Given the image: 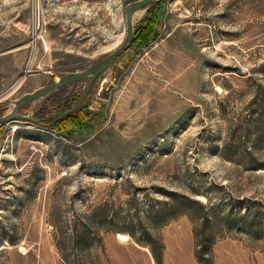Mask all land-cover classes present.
<instances>
[{"label":"rangeland","instance_id":"1","mask_svg":"<svg viewBox=\"0 0 264 264\" xmlns=\"http://www.w3.org/2000/svg\"><path fill=\"white\" fill-rule=\"evenodd\" d=\"M133 1L0 0V32L26 30L30 74L49 73L2 88L0 116L115 50ZM157 10L156 39L102 73L79 113L57 114L90 79L23 105L37 123L0 125V264H264V0ZM174 195L186 213L155 228L149 209Z\"/></svg>","mask_w":264,"mask_h":264},{"label":"water","instance_id":"2","mask_svg":"<svg viewBox=\"0 0 264 264\" xmlns=\"http://www.w3.org/2000/svg\"><path fill=\"white\" fill-rule=\"evenodd\" d=\"M155 1H162V0H136L125 7L124 15L126 17V24H125V39L122 46L111 52L109 55L105 56L102 59L96 60V63L91 65L90 67L83 69L81 71L75 72H68L65 75L61 76L58 80L52 82L48 86L37 88L35 91L24 94L21 96L20 99L14 101L13 110L5 115L0 116V125L7 124V122L15 121V120H26L32 123H37L38 119L36 120L31 115H24L20 113V108L28 103L35 102L39 99L45 100L49 97L53 92L65 87L67 84L71 83H78L82 80L90 79V82L83 94L82 98L78 101L73 108L68 109L66 112H59L57 113L59 118L67 117V115L77 112L79 109L82 108L83 103L86 101L90 89L96 80L100 77L102 73H104L113 63L117 61V59L123 55V53L128 49L129 44L134 38L135 34V14L139 12V10H143L153 4Z\"/></svg>","mask_w":264,"mask_h":264},{"label":"trees","instance_id":"3","mask_svg":"<svg viewBox=\"0 0 264 264\" xmlns=\"http://www.w3.org/2000/svg\"><path fill=\"white\" fill-rule=\"evenodd\" d=\"M164 0L162 1H155L153 4H151V10L148 13V15L142 20V22H140L139 25H136L134 30H135V34H134V38L131 41V43L129 44V47L127 49V51L133 47H140L143 46L145 44H149L151 42H153L157 35L159 34V29H158V23L161 20L160 14L157 10V7L159 4H161ZM81 109H79L77 112H74L72 114L67 115V117H71L76 115L77 113H79ZM67 117H64L67 119ZM63 119V118H62ZM175 199H172L171 203H160L157 208L154 209H149V218L151 221V224L154 225L155 228H161L165 225H167V223H169L172 219H175L178 215L184 214L186 213V209L183 208L184 205H182V202L180 199L177 198V195H174ZM192 202V204L194 205V214L195 216H199L204 214V211L206 210L205 207H203L201 205V203L199 201H192V200H188V203ZM260 219L259 217H255L253 219V221H251L252 223L255 224V220ZM204 221V220H203ZM252 231L253 234H256L258 231V227L256 226V224H252ZM204 224V223H203ZM205 225V224H204ZM211 233V232H210ZM130 237L134 238L135 240H137V242L141 243V244H145L146 242L149 244V246L152 248V250L154 251V255L156 257L157 260H159V256L156 255L155 250L153 249L154 245H157V241L156 240H152V242H150L149 240L143 241L140 239H136L134 233L131 231L129 232ZM76 242L78 243V245L80 247L86 248V247H90L92 245V241L93 239L90 237L89 232L86 230V232L84 231L83 233L77 235L76 237ZM206 239H202V250L203 248L207 247L208 242L211 241V245L214 242V238L211 239L210 235H208V233L205 235ZM207 250H205L206 252ZM210 251V250H209ZM203 253V252H202ZM210 256V253H208ZM204 258L202 259L201 255H199V259L202 262V264H208L211 262V258L209 257L206 261V256L207 253H204ZM206 262V263H205Z\"/></svg>","mask_w":264,"mask_h":264},{"label":"crops","instance_id":"4","mask_svg":"<svg viewBox=\"0 0 264 264\" xmlns=\"http://www.w3.org/2000/svg\"><path fill=\"white\" fill-rule=\"evenodd\" d=\"M25 20L21 19L20 24H25ZM29 51L28 33L20 25L9 29L8 33L0 32V90L18 85L21 80L31 83L30 77L48 78L49 73L39 69L30 74ZM34 62L31 63L34 65Z\"/></svg>","mask_w":264,"mask_h":264},{"label":"bare ground","instance_id":"5","mask_svg":"<svg viewBox=\"0 0 264 264\" xmlns=\"http://www.w3.org/2000/svg\"><path fill=\"white\" fill-rule=\"evenodd\" d=\"M149 7V6H148ZM140 11V10H139ZM138 13V12H137ZM136 16V15H135ZM135 21V20H134ZM126 33V32H125ZM126 35V34H125ZM124 39H125V37H124ZM124 39L122 40V38H120L115 44H114V46H113V48L115 49V50H117L118 48H120L122 45V43H123V41H124ZM122 40V41H121ZM120 43V44H119ZM118 44H119V46H118ZM118 46V47H117ZM115 50H113V51H111V52H114ZM127 51V50H126ZM125 51V52H126ZM110 52V53H111ZM102 59V58H101Z\"/></svg>","mask_w":264,"mask_h":264}]
</instances>
